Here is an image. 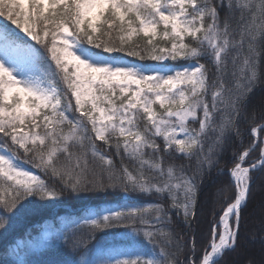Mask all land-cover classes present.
Instances as JSON below:
<instances>
[{
	"label": "snow or ice",
	"instance_id": "snow-or-ice-1",
	"mask_svg": "<svg viewBox=\"0 0 264 264\" xmlns=\"http://www.w3.org/2000/svg\"><path fill=\"white\" fill-rule=\"evenodd\" d=\"M213 172L219 210L198 199ZM258 174L264 0H0V236L65 197L123 193L39 255L9 240L5 264H226Z\"/></svg>",
	"mask_w": 264,
	"mask_h": 264
},
{
	"label": "trees",
	"instance_id": "trees-1",
	"mask_svg": "<svg viewBox=\"0 0 264 264\" xmlns=\"http://www.w3.org/2000/svg\"><path fill=\"white\" fill-rule=\"evenodd\" d=\"M259 100L260 97L257 96L254 102L259 103ZM227 182V176H217L213 172L202 185V191L198 196L199 202L208 209L216 206L219 210V202H222L224 197L218 195L217 190ZM82 196L83 198L65 197L62 202L52 207L40 208L22 217L7 238L0 236V264H5L8 259L5 249L8 247L9 240L20 244L23 251L31 250L39 255L38 249H30L29 246L37 244L46 232L64 229L71 220L84 215L91 209L115 207L122 202L123 193H87ZM143 202L149 201L144 198ZM262 207H264V175L258 174L252 186L248 209L242 214L246 223L242 226L241 247L225 258L226 264H249L251 260L256 261V264H261V261H264V248L260 242L261 235H264L261 233L260 224ZM253 233H255V238H253ZM66 258L60 254L40 257L44 261L58 262Z\"/></svg>",
	"mask_w": 264,
	"mask_h": 264
}]
</instances>
